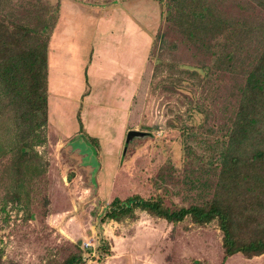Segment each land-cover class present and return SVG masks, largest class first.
<instances>
[{"label": "rangeland", "instance_id": "374dc122", "mask_svg": "<svg viewBox=\"0 0 264 264\" xmlns=\"http://www.w3.org/2000/svg\"><path fill=\"white\" fill-rule=\"evenodd\" d=\"M69 1L102 28L95 70L85 81L69 78L51 100L46 125L33 134L13 111L0 112V264H61L78 251L83 264H264V255L223 263L215 222L197 226L186 218L173 225L137 210L132 218L99 223L113 198L159 195L170 210L209 199L239 81L158 22L146 1ZM61 3L0 0V18L48 31ZM115 6L121 25L106 32L117 19ZM125 14L138 32L124 26ZM101 44L109 51L105 60L95 56ZM4 103L0 90V110ZM21 137L32 149L25 158L12 150ZM81 137L91 150L75 141ZM102 244L108 256L96 250Z\"/></svg>", "mask_w": 264, "mask_h": 264}, {"label": "trees", "instance_id": "16d2710c", "mask_svg": "<svg viewBox=\"0 0 264 264\" xmlns=\"http://www.w3.org/2000/svg\"><path fill=\"white\" fill-rule=\"evenodd\" d=\"M127 1L136 0H115L114 4ZM143 1L156 8L158 22L165 21L208 56L213 68L239 81L237 103L222 138L224 149L215 160L216 182L209 199L170 210L159 195L113 198L99 223L132 218L137 210L173 225L186 218L197 226L215 222L221 233L223 263L237 255L260 257L264 255V0ZM52 29L0 18V90L5 100L0 112L13 111L19 125L31 134L48 119ZM183 67L208 73L203 68ZM21 140L12 150L25 158L32 149L25 138ZM96 250L100 256L109 255L107 245ZM61 264H83L82 253H69Z\"/></svg>", "mask_w": 264, "mask_h": 264}, {"label": "crops", "instance_id": "0c3cea01", "mask_svg": "<svg viewBox=\"0 0 264 264\" xmlns=\"http://www.w3.org/2000/svg\"><path fill=\"white\" fill-rule=\"evenodd\" d=\"M71 2L69 0H62L58 12V18L49 41L47 76L49 87L48 92L53 91L54 95L53 98L51 96L48 98L49 118L51 117V100L56 99L58 96L56 93H61L62 89L68 85L69 78L71 82H74V78L77 77H82L85 81V79H87L86 74L88 69L91 70L90 74H93V69L95 70V68L91 59L95 53L94 41L96 34L103 33V31H101L102 28L100 29L99 22L92 20V16L89 12L87 13L80 6L73 5V2ZM139 2L142 3V0H139ZM145 6L149 8L151 12L153 11L152 4L145 2ZM112 10L115 15L117 14V19H113L109 22L106 32H112V30L115 29L118 30L119 27L117 26L121 25L119 21L121 16H118L121 14V11L117 6ZM115 10L118 11L115 12ZM131 15L134 16L133 14ZM124 26H128V29L132 28V30L134 29V31L138 32V28L130 15L127 16V21ZM140 35L145 37V39H149L148 35ZM111 50L112 49H110V51ZM116 50H120V48L116 46L113 51ZM106 51L107 49L102 45L100 50L96 49L95 56H99L98 53H100L101 59L105 60L108 58L109 54V51L105 53ZM56 77L59 78L57 85L55 82Z\"/></svg>", "mask_w": 264, "mask_h": 264}, {"label": "water", "instance_id": "95a60500", "mask_svg": "<svg viewBox=\"0 0 264 264\" xmlns=\"http://www.w3.org/2000/svg\"><path fill=\"white\" fill-rule=\"evenodd\" d=\"M133 135H137V133H132ZM80 140H78V138H76L75 141H79L82 142V145L86 147V150H91V146L90 144L87 142V140L84 137L79 138ZM93 153V152H92ZM94 154V153H93ZM94 156V155H93Z\"/></svg>", "mask_w": 264, "mask_h": 264}]
</instances>
